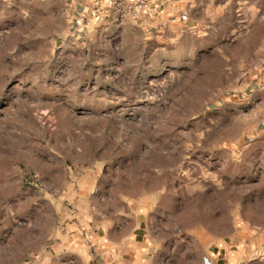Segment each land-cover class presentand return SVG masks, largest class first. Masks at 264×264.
<instances>
[{
	"label": "rangeland",
	"instance_id": "rangeland-1",
	"mask_svg": "<svg viewBox=\"0 0 264 264\" xmlns=\"http://www.w3.org/2000/svg\"><path fill=\"white\" fill-rule=\"evenodd\" d=\"M188 1L117 19L107 0H0V264L87 189L148 192L264 264V0L247 42L236 2L197 24Z\"/></svg>",
	"mask_w": 264,
	"mask_h": 264
},
{
	"label": "crops",
	"instance_id": "crops-1",
	"mask_svg": "<svg viewBox=\"0 0 264 264\" xmlns=\"http://www.w3.org/2000/svg\"><path fill=\"white\" fill-rule=\"evenodd\" d=\"M231 2H236L251 27L238 37L247 42L256 35V0H189L185 9L189 20L205 24L213 16V9L224 15L234 9ZM78 8L75 3L68 9L75 12ZM129 25L131 29L139 27L134 22ZM263 71L264 68L251 98L262 117ZM89 191L69 197L68 207L59 210V226L53 231L41 230L39 235L30 232L26 243L36 250L18 264H202L204 255H209L215 264H244L242 250H232L227 240L214 235L209 226H182L180 209H152L149 202L154 200L148 192L134 195ZM164 197L162 194L157 201ZM51 202L57 203L55 199ZM12 258L4 260L10 262Z\"/></svg>",
	"mask_w": 264,
	"mask_h": 264
},
{
	"label": "built area",
	"instance_id": "built-area-1",
	"mask_svg": "<svg viewBox=\"0 0 264 264\" xmlns=\"http://www.w3.org/2000/svg\"><path fill=\"white\" fill-rule=\"evenodd\" d=\"M108 6L113 9L117 19L127 17L139 18L142 14L151 10H160V0H107ZM82 20L85 19L86 13H82ZM202 264H215L209 255H204Z\"/></svg>",
	"mask_w": 264,
	"mask_h": 264
}]
</instances>
